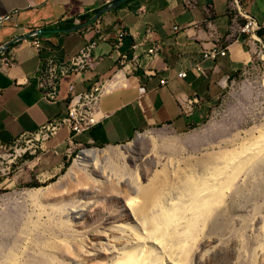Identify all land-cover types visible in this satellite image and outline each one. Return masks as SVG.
<instances>
[{"label": "crops", "instance_id": "crops-1", "mask_svg": "<svg viewBox=\"0 0 264 264\" xmlns=\"http://www.w3.org/2000/svg\"><path fill=\"white\" fill-rule=\"evenodd\" d=\"M113 1L0 0V15L11 13L0 23V46L9 43L0 52V150L63 116L72 94L105 83L101 120L71 139L68 128L59 129L37 152L25 154L19 170L0 179V189L58 176L76 146L122 144L156 125L184 132L202 124L253 62L245 35L230 29L227 0H192L191 7L183 0H125L104 10ZM245 2L253 16L264 20V0ZM119 28L126 34L116 48ZM35 30L40 50L30 39ZM92 42L93 57L101 59L63 75L57 100L47 99L39 88L45 61L66 64ZM153 44L159 48L156 56L146 54ZM215 44L227 45L226 54L203 59V50ZM121 54H138L140 65L132 71L120 68ZM182 70L185 77L178 76Z\"/></svg>", "mask_w": 264, "mask_h": 264}, {"label": "rangeland", "instance_id": "rangeland-1", "mask_svg": "<svg viewBox=\"0 0 264 264\" xmlns=\"http://www.w3.org/2000/svg\"><path fill=\"white\" fill-rule=\"evenodd\" d=\"M263 146L264 61L254 58L202 124L184 132L156 125L122 144L76 146L58 176L0 189V264H110L115 245L136 228L132 189L164 175L171 185L161 205L177 204L186 179L210 177L233 160L177 264H264Z\"/></svg>", "mask_w": 264, "mask_h": 264}, {"label": "built area", "instance_id": "built-area-1", "mask_svg": "<svg viewBox=\"0 0 264 264\" xmlns=\"http://www.w3.org/2000/svg\"><path fill=\"white\" fill-rule=\"evenodd\" d=\"M189 7L193 6L192 0H183ZM228 12L232 16L231 31L243 34L253 52V59L257 58L264 61V20H259L253 16L247 8L245 0H227ZM11 13L0 15V23L10 18ZM124 29H117L115 47H119L125 36ZM30 39L37 50L41 49V41L38 31L30 33ZM95 42L85 45L70 62L59 64L53 58L45 61L42 75L39 80V88L44 96L52 101L58 98L59 79L69 71L88 68L101 58H94L92 50ZM133 48L137 44L132 45ZM158 45L153 44L146 49V54L156 56ZM227 45L220 47L215 44L213 47L203 50L202 58H216L218 55H225ZM2 62L8 63V58H2ZM1 62V61H0ZM140 57L133 54L130 58L128 54L120 55V68L132 71L140 65ZM198 70H202L197 65ZM179 77H185L186 71L178 73ZM166 80H161L164 83ZM105 92V83L95 82L88 90L78 94H72L69 98L66 113L63 116L53 118L43 124L36 132L23 133L16 140L0 150V179L11 176L21 168V160L26 153H35L43 146V142L54 136L59 129L66 127L70 131V139L75 135L87 132L95 126L104 116L100 109V99Z\"/></svg>", "mask_w": 264, "mask_h": 264}, {"label": "bare ground", "instance_id": "bare-ground-1", "mask_svg": "<svg viewBox=\"0 0 264 264\" xmlns=\"http://www.w3.org/2000/svg\"><path fill=\"white\" fill-rule=\"evenodd\" d=\"M238 154L240 155L241 153L239 152ZM242 156H238L240 161L244 160ZM240 161L238 160L237 163ZM234 162V160L227 161L221 171L213 170L212 174L214 175L212 176L209 173L210 177H202L200 174L199 176L201 177L199 178L193 176L186 179L181 185L183 187L181 192L185 195L183 197H186L184 203L181 202L183 200L182 197L177 204L161 205L167 195V188H170L171 185L169 182L170 178L168 179L164 175L163 178L161 176L157 177L151 180L152 182L149 181L150 183H147V185L137 186L132 189V191L137 192V195L136 197L131 196L127 203L136 220V228L134 234L127 238L126 244L115 245L113 250L117 257L110 264H177L181 262L186 251L182 249V243L196 233L198 221L205 218L217 203L216 200L221 195L219 194L221 190L217 189L216 184H219L221 178L224 177L222 176L224 173L234 168H231ZM242 169L244 170V167ZM238 173L240 174V172ZM114 189L112 186L111 190ZM32 197L35 196L32 195ZM137 199H141L139 204L136 201ZM126 225L130 228L134 227L128 223Z\"/></svg>", "mask_w": 264, "mask_h": 264}, {"label": "water", "instance_id": "water-1", "mask_svg": "<svg viewBox=\"0 0 264 264\" xmlns=\"http://www.w3.org/2000/svg\"><path fill=\"white\" fill-rule=\"evenodd\" d=\"M123 1H125V0H115V1H113V2L111 3L110 6L106 7L104 10H106V9H108V8H111V7H115L116 5L122 3ZM102 11H103V10H102ZM100 13H101V12H100ZM100 13H99V14H100ZM99 14H98V15H99ZM39 32H43V30H39ZM8 46H9V43H7V44H5V45H3V46H0V52H1V51H4Z\"/></svg>", "mask_w": 264, "mask_h": 264}, {"label": "trees", "instance_id": "trees-1", "mask_svg": "<svg viewBox=\"0 0 264 264\" xmlns=\"http://www.w3.org/2000/svg\"><path fill=\"white\" fill-rule=\"evenodd\" d=\"M82 20H83V21H85V20H86V18H83ZM68 25H69V27H72V26H73V24H71V23H70V24H68Z\"/></svg>", "mask_w": 264, "mask_h": 264}]
</instances>
